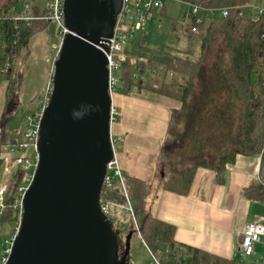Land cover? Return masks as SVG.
I'll list each match as a JSON object with an SVG mask.
<instances>
[{
  "label": "trees",
  "instance_id": "1",
  "mask_svg": "<svg viewBox=\"0 0 264 264\" xmlns=\"http://www.w3.org/2000/svg\"><path fill=\"white\" fill-rule=\"evenodd\" d=\"M31 5L30 21L16 19L19 0H10L0 12V86L7 83L5 107L0 118V173L2 148L21 141L22 134L10 128L19 109V90L24 79L20 59L35 35L51 22L47 19V0ZM189 5L228 9V16H205L197 25L173 20L172 35L196 39V58L166 54L162 58L136 56L126 51L117 93L148 90L180 104L171 111L166 142L160 154V173L156 176L163 190L188 195L198 169L222 174L239 156H262L264 176V14L258 20L246 16L244 9L258 0H181ZM24 4V5H25ZM16 9L11 14L10 10ZM164 13V12H163ZM199 33L195 35L193 28ZM38 95L34 101L41 99ZM24 176L16 169L13 184ZM134 200V211L142 239L163 264H253L223 259L175 240V227L160 221L147 209L151 186L124 174ZM12 184V185H13ZM249 201L264 203V184L257 179L243 188ZM101 199L116 206L125 204L120 185L103 188ZM114 207L115 225L132 226L124 209ZM1 221L18 225L20 217L12 198ZM133 227V226H132ZM134 231L136 229L133 227Z\"/></svg>",
  "mask_w": 264,
  "mask_h": 264
},
{
  "label": "water",
  "instance_id": "2",
  "mask_svg": "<svg viewBox=\"0 0 264 264\" xmlns=\"http://www.w3.org/2000/svg\"><path fill=\"white\" fill-rule=\"evenodd\" d=\"M123 0H65L71 32L54 64L39 161L7 264H126L101 208L111 140L106 55Z\"/></svg>",
  "mask_w": 264,
  "mask_h": 264
},
{
  "label": "crops",
  "instance_id": "3",
  "mask_svg": "<svg viewBox=\"0 0 264 264\" xmlns=\"http://www.w3.org/2000/svg\"><path fill=\"white\" fill-rule=\"evenodd\" d=\"M113 104L121 113L111 126V136L117 141L115 152L125 175L151 186L147 209L175 227L178 243L215 257L237 259L243 228L251 222L264 225V203L249 201L241 194L257 179L260 156H239L220 175L198 169L186 196L163 190L156 177L161 172L160 154L171 111L180 104L148 90L118 93Z\"/></svg>",
  "mask_w": 264,
  "mask_h": 264
},
{
  "label": "built area",
  "instance_id": "4",
  "mask_svg": "<svg viewBox=\"0 0 264 264\" xmlns=\"http://www.w3.org/2000/svg\"><path fill=\"white\" fill-rule=\"evenodd\" d=\"M65 0H47L46 7L49 10L47 19L58 27V34L60 43L54 47L55 61L60 55V51L63 45L64 38L71 32L65 24V12H64ZM164 5L163 0H123L121 11L117 17V22L112 38L107 40L108 49L98 47L106 55L109 70V92L112 96L116 93L118 86L120 85V78L122 72V64L127 60V45L130 37L136 32L142 31L146 25L147 19L150 18L154 9L162 8ZM191 6V16L196 19L197 25L201 24L204 17L208 16L211 19L216 16H228V9H212L205 8L199 5ZM30 9L31 5L26 3L23 9L17 13L16 19L20 21H30ZM246 9L251 10V15L254 20H258L260 15L264 14V7L260 6H247ZM193 33L197 35L199 28L195 26ZM54 74V68L52 70V78ZM53 91V80L51 79L46 92L40 99V107L32 114H28L24 119L25 131L22 132L21 141L14 144L4 146L7 156L4 159L3 165L5 167L4 175L6 177L3 184H0V217H3L7 210V200L12 198L15 209L18 211L20 219L23 216V202L27 191L31 183L34 180L35 171L39 161L38 144L40 139V127L43 118L44 111L49 105L51 95ZM121 117L119 110L112 105L111 109V124L116 122ZM112 145L115 152L116 140L111 136ZM32 151V157H23L21 153ZM262 156H260V159ZM22 169L24 176L20 181V184H13V176L16 169ZM35 170L31 172V170ZM257 180L264 184V176L261 174V164L257 174ZM13 184V185H12ZM115 184L120 185L122 193L125 198V204L116 206V203L108 199H101V208L108 220L115 225V216L113 208L120 207L124 209L132 221V226L136 229L139 236L142 238L137 222V216L134 211V200L131 198L129 191L125 184L124 172L121 167L120 160L115 152L114 158L107 165V174L104 181V187L107 189L112 188ZM20 223L16 225V229L12 235L11 240H7L8 247L4 250L0 264H7L9 257L12 253L13 243L20 230ZM130 226L125 225L123 230H128ZM264 238V225L259 222H251L247 224L240 233V261L245 262L255 256V248L262 243ZM149 248V247H148ZM149 252L153 256L154 264H163L161 260L154 255L150 250ZM251 263H253L251 261ZM174 264H181L179 258L175 259ZM256 264H264V256L262 260L256 261Z\"/></svg>",
  "mask_w": 264,
  "mask_h": 264
},
{
  "label": "rangeland",
  "instance_id": "5",
  "mask_svg": "<svg viewBox=\"0 0 264 264\" xmlns=\"http://www.w3.org/2000/svg\"><path fill=\"white\" fill-rule=\"evenodd\" d=\"M10 0H0V12ZM32 4H42V0H30ZM45 1V0H44ZM26 0H19V10H22ZM163 7L154 9L150 18L142 31L136 32L130 37L127 50L136 56L162 58L166 54H177L196 58L198 45L196 39L188 40L182 36L172 35L170 27L173 20L181 24L191 21V6L181 0H163ZM255 6L264 7V0H258ZM164 12V13H163ZM11 14L16 13V9L10 10ZM246 16L251 14V10L244 9ZM60 43L58 27L50 24L45 30L33 37L29 46L25 49L19 63L18 69L23 72L24 79L19 90V109L16 111L10 128L16 130L19 135L25 131L24 119L28 114L34 113L40 107V99L34 101L36 96L46 92L52 79V70L55 64L54 47ZM7 83L0 86V118L5 107V92ZM116 92L114 95H117ZM114 97V96H113ZM117 148V144H115ZM5 148H2V151ZM118 150V148H117ZM116 150V152H117ZM23 157H32L33 152L25 151L21 153ZM3 159L11 154L2 152ZM3 165L0 173V184H3L6 177ZM35 170H31L34 172ZM13 181V180H12ZM2 217H0L1 219ZM16 225L0 220V262L4 250L8 247L7 240L12 239ZM113 232L117 240L118 257L126 259V264H154L153 256L149 252L146 243L130 226L128 230L114 225ZM240 258V253L238 252ZM264 256V240L262 244L255 248V256L245 262L262 260Z\"/></svg>",
  "mask_w": 264,
  "mask_h": 264
}]
</instances>
